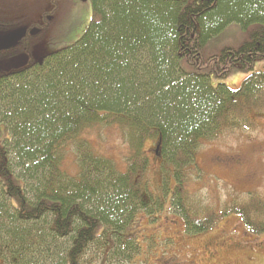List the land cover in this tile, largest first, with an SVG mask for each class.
<instances>
[{"label": "trees", "instance_id": "obj_1", "mask_svg": "<svg viewBox=\"0 0 264 264\" xmlns=\"http://www.w3.org/2000/svg\"><path fill=\"white\" fill-rule=\"evenodd\" d=\"M91 1L79 40L0 73V123L9 132L0 145V261L110 264L113 254L130 263L140 247L127 229L142 214H161L170 195L189 234L235 215L263 236V196L215 208L192 202L187 186L203 144L256 131L264 118V72L254 73L264 60V0ZM64 3L0 0V32L28 27L0 60L30 54ZM232 24L250 39L204 57L206 44ZM236 70L250 74L239 89L212 86V78L224 81ZM98 128L121 133L129 149L124 169L96 152L89 134ZM148 143H160L158 184ZM69 152L75 173L64 168ZM98 252L99 262L88 259Z\"/></svg>", "mask_w": 264, "mask_h": 264}, {"label": "rangeland", "instance_id": "obj_2", "mask_svg": "<svg viewBox=\"0 0 264 264\" xmlns=\"http://www.w3.org/2000/svg\"><path fill=\"white\" fill-rule=\"evenodd\" d=\"M64 4V10L33 51L0 60V73L22 67L30 61H41L46 55L72 45L83 36L92 18V1L65 0ZM42 23L46 24V21ZM27 28L21 31H27ZM15 33L4 35L5 32H0V39ZM249 39L250 31L232 24L206 44L203 56L216 55L225 48H237ZM259 72H264V60L256 63L254 73ZM249 76L236 70L224 81L212 78L211 84L213 87L225 84L239 89ZM259 124L256 131L226 133L201 146L196 156L198 170L192 169L188 174L190 184L187 189L192 202L221 208L234 198L249 201V194L264 198V118ZM8 138L7 126L0 123V145ZM89 138L96 152L113 159L124 169L129 149L117 128H98L89 134ZM155 150L149 143L146 145L151 158L150 177L158 184L160 161ZM64 168L73 173L77 171L73 152L68 153ZM170 205L171 195L161 214L151 218L142 214L127 229L125 236L137 239L140 254L124 264H264V235H251L237 216L223 218L209 231L192 235ZM112 255L108 260L110 264H122V258L116 259ZM94 256L91 254L88 259L94 263L101 260L100 252Z\"/></svg>", "mask_w": 264, "mask_h": 264}, {"label": "water", "instance_id": "obj_3", "mask_svg": "<svg viewBox=\"0 0 264 264\" xmlns=\"http://www.w3.org/2000/svg\"><path fill=\"white\" fill-rule=\"evenodd\" d=\"M81 1H87V0H81ZM39 30L38 29H33L30 31V34L32 36L38 34ZM27 35V31L23 30V31H19L13 35L4 37L0 39V52H5V51H9L12 48L16 47L17 44L22 41ZM160 148V143L156 148V155L159 157L158 151Z\"/></svg>", "mask_w": 264, "mask_h": 264}, {"label": "flooded vegetation", "instance_id": "obj_4", "mask_svg": "<svg viewBox=\"0 0 264 264\" xmlns=\"http://www.w3.org/2000/svg\"><path fill=\"white\" fill-rule=\"evenodd\" d=\"M49 21H50V19H49ZM0 264H3V263L0 261Z\"/></svg>", "mask_w": 264, "mask_h": 264}, {"label": "bare ground", "instance_id": "obj_5", "mask_svg": "<svg viewBox=\"0 0 264 264\" xmlns=\"http://www.w3.org/2000/svg\"><path fill=\"white\" fill-rule=\"evenodd\" d=\"M1 53V52H0Z\"/></svg>", "mask_w": 264, "mask_h": 264}]
</instances>
